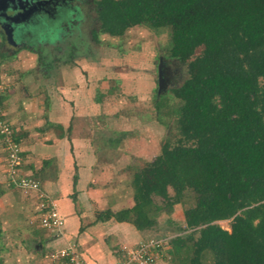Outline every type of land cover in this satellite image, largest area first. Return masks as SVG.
Returning a JSON list of instances; mask_svg holds the SVG:
<instances>
[{
  "label": "trees",
  "instance_id": "obj_1",
  "mask_svg": "<svg viewBox=\"0 0 264 264\" xmlns=\"http://www.w3.org/2000/svg\"><path fill=\"white\" fill-rule=\"evenodd\" d=\"M90 4L97 23L90 40L98 42L99 31L122 36L134 25L167 29L168 56L186 65L187 73L170 88L176 105L166 97L156 102L157 113L174 116L176 137L166 138L158 154L132 172L133 205L101 211L96 220L112 218L137 230L150 229L161 211L190 192L193 203L183 210L188 232L168 240V261L264 264V0ZM81 13L79 8L74 19L86 24ZM82 35L86 26L64 30L51 42L19 44L14 54L27 49L36 54L39 69L50 71L59 64H74L79 55L74 40ZM76 181L75 173L73 187ZM224 219H230L229 229L217 223Z\"/></svg>",
  "mask_w": 264,
  "mask_h": 264
},
{
  "label": "rangeland",
  "instance_id": "obj_2",
  "mask_svg": "<svg viewBox=\"0 0 264 264\" xmlns=\"http://www.w3.org/2000/svg\"><path fill=\"white\" fill-rule=\"evenodd\" d=\"M46 1L48 2L42 1L43 4H47L43 8L37 9L36 7L29 13L14 14L12 20L0 16V44L3 43L0 52L8 55L6 58L0 56V74L7 72L10 77L19 78L24 73L22 71H27L22 69L29 67L25 66V63L31 65L35 59V66L31 71L34 75L37 74L36 77L53 76L63 64H59L50 71L41 67L39 69L35 53L32 52V59L27 55L19 58L16 57L17 53L14 54L15 47L24 43L38 45L45 41L51 42L55 36L63 34L64 30H73L76 27L80 30L86 26V35L74 40L79 54L74 64L80 63L84 66L85 61L89 63L87 71L92 72L88 81L92 82L91 100L95 108L99 107L97 108L99 111L108 112L104 111L108 119L105 118V114L97 119L104 121V128H108L110 137H115L116 122H121L124 117L126 133L122 139L126 143L125 174L126 177L128 174L132 176L135 169L144 165V157H154V152L159 151L160 145L166 138L174 140L176 137L174 116L157 113L156 102L166 97L170 104L178 103V100L172 96L170 88L179 85L187 76L186 65L168 56L170 37L167 29H152L144 25H134L126 29L122 36H111L99 31V41L94 42L90 40L91 35L89 34L92 27H97L94 21L95 13L90 4L92 0ZM78 6L82 12L80 17L88 20L86 24H83L82 19H74V15L79 11ZM3 23H10L15 44L8 41ZM2 37L5 39L4 42ZM86 42H89L87 46H85ZM200 49L201 47L196 48L195 54ZM74 64H69V66ZM51 65L53 67L55 63L51 62ZM87 71L83 72L85 76H87ZM163 109L166 108L163 107ZM31 174L38 179L34 172ZM10 190L16 202L17 199H21L19 192ZM155 201L161 204L163 200L155 197ZM192 203L193 195L186 192L181 202L173 204L170 209L158 214L157 224L154 228H150L152 230L149 234L135 240L129 247L148 239H154L161 240V243L165 244L163 249L169 248V239L188 232L184 229L183 210ZM33 205L34 213H36L34 202ZM57 207H61V203H58ZM20 209H22L21 205L15 204L11 205L10 213L0 211V264H42L44 252L52 247V245L47 246L46 241L53 235L39 228L34 220V214L31 218L33 222L24 219ZM63 221V235L68 237L70 234L68 230H74L75 226L70 225L67 217H63ZM217 223L229 229L230 219L218 220ZM111 241L108 239L106 244H112ZM113 250L112 254L117 256L116 252L118 254L119 248L116 251L115 248ZM121 255L122 253L119 254V259ZM153 264L172 263L167 258L158 257Z\"/></svg>",
  "mask_w": 264,
  "mask_h": 264
},
{
  "label": "crops",
  "instance_id": "obj_3",
  "mask_svg": "<svg viewBox=\"0 0 264 264\" xmlns=\"http://www.w3.org/2000/svg\"><path fill=\"white\" fill-rule=\"evenodd\" d=\"M30 52L20 49L16 57L27 55L32 59ZM34 62L35 59L31 65L25 63L29 67L22 69L27 71H22L19 78L13 76L14 79L7 72L0 74L11 86L1 102L22 149L23 172L37 175L41 188L56 204L61 203L58 210L62 218L67 217L75 226L68 230L70 238L63 234L52 236L46 245L63 246L68 240H75L88 263L117 264L121 249L152 230H137L128 222L112 218L96 220L101 211L115 212L133 205L131 175L125 174V119L116 122L117 136L110 137L104 121L97 119L105 110L99 111L91 100L92 82L88 81L92 72L88 73L86 61L84 66L63 64L53 76L40 78L31 71ZM4 156L0 143V211L10 213L11 205H21L19 211L24 219L33 222V193L10 185ZM144 158L149 161L153 157ZM75 173L77 181L73 187ZM10 189L19 192L21 199L16 202ZM108 239L113 243L107 245ZM114 248H119L117 256L112 254Z\"/></svg>",
  "mask_w": 264,
  "mask_h": 264
},
{
  "label": "built area",
  "instance_id": "obj_4",
  "mask_svg": "<svg viewBox=\"0 0 264 264\" xmlns=\"http://www.w3.org/2000/svg\"><path fill=\"white\" fill-rule=\"evenodd\" d=\"M11 86L3 76L0 78V94L10 90ZM0 143L4 151V166L11 184L26 193H33L35 220L39 228L54 237L63 234V218L55 200L40 186L38 179L22 170L24 158L14 128L0 106ZM161 240L148 239L132 247L123 249L117 264H153L158 257L168 258L167 249ZM166 253V254H165ZM165 255V256H164ZM42 264H88L75 240H68L63 246L51 247L42 256Z\"/></svg>",
  "mask_w": 264,
  "mask_h": 264
},
{
  "label": "water",
  "instance_id": "obj_5",
  "mask_svg": "<svg viewBox=\"0 0 264 264\" xmlns=\"http://www.w3.org/2000/svg\"><path fill=\"white\" fill-rule=\"evenodd\" d=\"M41 3L42 0H0V16L4 17V19L8 18L12 20L11 18L14 14L29 13ZM2 26L5 29L8 41L15 44L16 42L12 38L13 29L10 27V23H3Z\"/></svg>",
  "mask_w": 264,
  "mask_h": 264
},
{
  "label": "flooded vegetation",
  "instance_id": "obj_6",
  "mask_svg": "<svg viewBox=\"0 0 264 264\" xmlns=\"http://www.w3.org/2000/svg\"><path fill=\"white\" fill-rule=\"evenodd\" d=\"M42 1H46V0H42ZM49 1L51 2V0H49ZM43 5L46 6L47 4H45V3H44V4L41 3L40 5L37 6V9L43 8ZM35 9H36V8H34V10H35Z\"/></svg>",
  "mask_w": 264,
  "mask_h": 264
}]
</instances>
